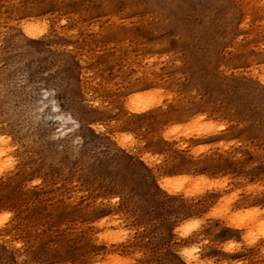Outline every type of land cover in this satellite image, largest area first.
Wrapping results in <instances>:
<instances>
[{
    "label": "rangeland",
    "instance_id": "rangeland-1",
    "mask_svg": "<svg viewBox=\"0 0 264 264\" xmlns=\"http://www.w3.org/2000/svg\"><path fill=\"white\" fill-rule=\"evenodd\" d=\"M0 264H264V0H0Z\"/></svg>",
    "mask_w": 264,
    "mask_h": 264
},
{
    "label": "bare ground",
    "instance_id": "bare-ground-1",
    "mask_svg": "<svg viewBox=\"0 0 264 264\" xmlns=\"http://www.w3.org/2000/svg\"><path fill=\"white\" fill-rule=\"evenodd\" d=\"M192 261V260H191Z\"/></svg>",
    "mask_w": 264,
    "mask_h": 264
}]
</instances>
